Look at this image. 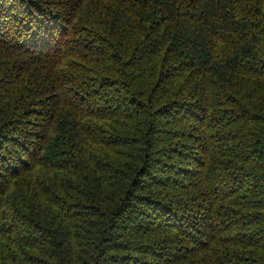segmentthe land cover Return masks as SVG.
Listing matches in <instances>:
<instances>
[{"label":"trees","instance_id":"trees-1","mask_svg":"<svg viewBox=\"0 0 264 264\" xmlns=\"http://www.w3.org/2000/svg\"><path fill=\"white\" fill-rule=\"evenodd\" d=\"M0 264H264V0H0Z\"/></svg>","mask_w":264,"mask_h":264}]
</instances>
